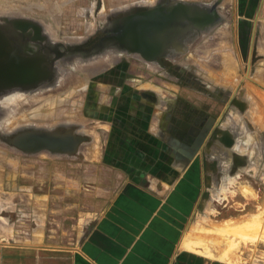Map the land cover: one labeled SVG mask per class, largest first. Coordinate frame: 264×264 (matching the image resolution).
Instances as JSON below:
<instances>
[{"label": "rangeland", "instance_id": "rangeland-1", "mask_svg": "<svg viewBox=\"0 0 264 264\" xmlns=\"http://www.w3.org/2000/svg\"><path fill=\"white\" fill-rule=\"evenodd\" d=\"M97 1L0 0V27L13 28L12 19L17 16L34 20L45 27L48 41L44 54L52 64L53 73V79L44 87L37 88L28 99L17 102L13 89L4 88L0 95L3 188L18 187L17 176H23L20 178L22 184L32 183L31 186H42L44 183L45 188H90L93 182L96 183L91 182V172L99 171L101 174L103 171H113L102 166H98V169L96 165L88 164L89 159L85 158L103 154L106 143L110 140L107 124L112 121L109 116L113 108L112 102L121 106L124 115L135 112L138 114L147 105V113L158 114L161 111L164 114V117L157 119L159 132L156 134L150 131L149 134L141 132L140 127L143 130L145 128L144 119L126 117V120L122 118L119 122L120 128L128 132L120 134L119 142L125 146L129 156L142 162L145 158L149 159L148 163H141V169L154 171L155 165L150 163L155 161L154 158L177 164L174 160L177 156L178 167L164 164L160 167L161 171L180 172L194 157L199 162L203 161L205 173L204 162L207 160L209 164L204 187L206 190L198 200L199 206L196 208L192 225L194 234L202 237L193 238L194 241L190 244L195 245L194 249L211 256H216L218 252L221 257L220 252L227 247L233 233L225 235V238L222 235L216 236L217 233H212L216 231L214 226L228 223L235 225L238 221L253 219L258 214L261 215L260 224L251 227L253 230L255 227L257 232L249 231L245 233L248 236L244 233L241 237L235 236V242H239L237 241L238 244L236 243L232 250V257L244 264H264V236L261 235L264 226V124H260L264 122V68L260 67L264 66V63L259 60L261 54L253 53L250 48L252 28L247 37H236L240 51L239 48L236 50L235 40H232L235 37L224 31L232 22L227 21L226 25L222 22L199 29L195 32L194 45L189 47L191 50L184 48L172 58H162L164 66L160 68L149 67L138 53L122 54L121 57L131 63L130 68H127L129 74L125 81L129 80L131 84L115 86V100H112L113 90L109 89L108 95L106 86L100 89L99 94H94L99 101V110H93L92 114V111L86 108L89 83H82L81 79L76 78L74 71L62 77L66 71L62 70L65 69L66 63L60 61L66 60L68 65L71 62L76 64L75 61H83L82 52L76 53L74 51L78 50H72L74 44L85 40L82 36L85 34L83 30L92 29L93 26L95 28L96 24L107 28V20L121 16L129 10L127 8L133 9L140 3V0H100L98 6ZM195 1L211 3L214 0ZM18 27L37 29L28 22H21ZM18 32L20 40L27 36L20 30ZM25 39L33 42L31 38ZM34 43L38 46L42 44L37 39ZM67 54L69 56L65 58ZM254 59H257L256 62L252 61ZM176 65L180 68H176ZM70 70L68 69L67 73ZM96 70L93 68L91 72ZM114 84L117 85L115 82ZM146 85L147 92L158 91L159 101L163 105L159 103L161 108H154L155 102H151L152 98L146 92ZM57 97L60 99H56ZM241 97L244 98L243 101ZM17 104H20V107ZM170 108L177 109V119L180 124L185 123L184 129L181 125L175 129L176 118L173 119V127L170 125ZM197 119H201L203 126L195 127L194 130L198 132L201 129L200 133L198 136L195 134L194 139H188V120L196 125L199 123ZM38 129L65 131L67 150L48 153V160H36L31 158L34 155L21 154L9 146L17 139H26L30 131ZM78 143H82V146L79 147V152L74 154L71 150H75L74 146ZM71 144L73 146L70 148ZM171 166L174 168H170ZM26 173L44 180L28 181ZM115 173L118 172L115 170ZM83 203L88 204L86 200ZM234 225L229 227L228 232L238 230ZM215 237L220 242L218 245L211 242ZM243 238L246 241L242 240ZM224 240H227V243ZM205 246L210 247L211 252L205 250Z\"/></svg>", "mask_w": 264, "mask_h": 264}, {"label": "crops", "instance_id": "crops-1", "mask_svg": "<svg viewBox=\"0 0 264 264\" xmlns=\"http://www.w3.org/2000/svg\"><path fill=\"white\" fill-rule=\"evenodd\" d=\"M160 1L164 0H140L138 3L142 5V2H146V4L153 5ZM169 1L170 4L167 8L176 11V20L186 18L183 17L186 13L188 15L195 14V10L208 12L214 5L218 14V20L205 27H195L188 19L184 20L181 33H186L184 37L186 39L173 35L166 43V46L174 45V48L177 49L175 53L184 48H192L195 32L199 29L222 22L226 25L225 22L229 21L232 24L229 23L230 27L224 31L229 32L231 37H235L232 40H235L236 50L239 48L236 37L237 39L247 37L250 28H252L250 48L253 53L261 54L262 57L259 60L264 63V0H214L211 3L195 0ZM99 2L100 0L97 1L98 6ZM229 6L233 7L229 8ZM127 9L129 10L126 12L131 11L130 8ZM123 14L125 12L121 15ZM15 18L12 20L17 23L12 22L13 28L0 27V53L2 54L0 61L12 60L14 68L22 64L33 71L32 79L29 81H4L12 85L13 95H16L17 102H19L22 99H28L27 97L33 95L40 86L44 87L48 84L53 79V73L52 64L44 54V48L48 41L45 27L39 22L26 19L23 16ZM111 21L113 20L106 21L107 28L112 27ZM117 21L114 18L113 22ZM21 22H28L36 26L37 29L39 27L41 36L34 38L31 35L33 29L29 30L27 34L22 32L18 27ZM100 28L98 24L92 29L85 28L83 30L85 34L82 36L86 40ZM18 30L27 35L26 37L31 38L33 42L25 37L22 40L25 44L19 49L11 38V31L19 37ZM175 37L178 39L177 41H174ZM36 39L42 44L37 48L33 47L32 50L29 44H33ZM238 50L240 51V48ZM59 51L66 52L67 50ZM171 55L173 57L174 53ZM154 60L155 56L144 62L148 63L149 67L160 68V65ZM256 60L252 61L256 62ZM62 62L67 61H60V63ZM74 63L76 64L72 62L69 65L66 64V73H62V77L72 74L71 72L74 71L77 79H81L82 83H89L87 84L89 85L87 93L90 94V100L94 94H99L100 89L105 86L107 87L106 93L109 95V89L113 90L112 100L116 99L114 88L119 86L118 84L92 79L94 74L103 72L105 67H96V72L88 74L85 70L90 67L86 66L88 60L75 61ZM250 65L251 62H249ZM260 67L264 68V66ZM68 69L72 71L67 73ZM126 83L131 84L129 80L122 84ZM146 87L147 92L148 86L146 85ZM4 88H1L0 91L2 92ZM147 94L151 95V102H155L154 108L163 106L159 101L157 90H151ZM119 98L121 99L120 96ZM240 99L244 100L243 97ZM98 102L96 98V111L99 110ZM112 103V111H110V115L108 114L112 121L107 124L110 132L108 139L110 140L106 143L103 154L89 158L85 156V158L89 159L87 163L92 166L96 165L97 168L102 166L104 169L113 171H103L101 174L99 171L91 172V182L96 181V183L93 182L90 188H56L52 186L45 188L44 183L42 186H31L32 183L22 184L20 178L23 176H17L18 187L4 189L2 178L3 141L0 140V264H244L241 260L234 258V261L228 262L221 258L218 252L216 256H211L201 250L189 247V243L193 242L192 238L202 237L194 234L192 225L196 208L199 206L198 200L206 190L204 187L206 186V173L209 171L208 161L204 162L206 173L203 161L199 162L196 157L191 159L180 172L161 171L160 167L164 164L178 167V156L174 158L177 164L154 158L155 161L150 162L155 165L154 171H144L139 166L142 165L141 163H148L149 159L144 157V162L138 161V159L134 160L132 156H129L125 146L119 142L120 134L128 133L120 128V119L125 118L126 120V117L128 119H144L146 129L143 130L140 127L141 132L149 134L150 131L156 134L157 131L159 132V127L156 126L157 119L164 117V114L161 111L158 114L147 113L149 107L146 105L145 109H141L138 114L135 112L124 115L121 112V106L115 104L114 101ZM17 105L20 107V104ZM93 109L92 107V114ZM174 118H178L177 109L170 108L168 119L171 121V126ZM97 121L99 120L97 119ZM260 124H264V122H260ZM149 125L150 128L147 130ZM172 132L174 131L172 130ZM81 144L75 145V150L71 151L74 154L78 153ZM9 146L21 154L34 155L35 157L31 156V158L36 160H48V153L67 150L66 147L60 151V149L51 148L45 143L31 145L24 139L14 141ZM72 146L71 144L70 148ZM210 148L212 149V147ZM173 166L170 168L173 169ZM115 170L118 173H115ZM26 175L28 181L31 179L33 182L44 180L39 177L35 178L30 173H26ZM81 180L83 181V178ZM75 181L77 184L76 179ZM84 200L88 204L83 203ZM205 240L206 238H204Z\"/></svg>", "mask_w": 264, "mask_h": 264}, {"label": "flooded vegetation", "instance_id": "flooded-vegetation-1", "mask_svg": "<svg viewBox=\"0 0 264 264\" xmlns=\"http://www.w3.org/2000/svg\"><path fill=\"white\" fill-rule=\"evenodd\" d=\"M169 2H170L169 0H164V1H160L158 4H153V5L138 4L136 7L131 9V11L125 12V14L121 15V17L117 16L116 17V19L118 20L117 22H113L114 21L113 18L112 19L113 21H111L110 23L112 27L109 26L108 28L98 29L91 37H88V39L78 44H75V46L72 49L78 50L76 51V53L82 52L81 54L83 55L81 54L80 55L83 56L81 57L83 61L88 60V64H86V66H90V67L85 69L86 72H88V74L91 73L93 68L105 67L103 72H97L96 74L93 75L92 79L94 81L98 80L109 83L115 82L119 86L124 85L122 83L125 82L126 77H128L127 74H129V72L127 73V68H130L131 63H129L128 60L124 59V57H121L122 54L138 53L140 54V56L144 61H146V59L148 58L155 56L154 61L158 63L160 66H164L163 65L164 61H162L163 60L162 58L164 57L172 58L171 54L173 53L175 54L177 49L174 48V45L166 46L167 41L173 35L179 37L182 36L184 38L186 36V33L185 32L181 33L183 28L181 26L180 27L178 26V20H174L171 22L169 21L166 25L165 24L162 25L164 19L160 18V15L166 11H172L169 10V8H167L170 4ZM147 12L150 14L149 17L153 19L150 25L152 27L150 28L146 26L147 25L146 23L148 22V18L145 16V13ZM135 23L141 25H137L136 27H130V25ZM144 25L146 26V29L144 28ZM156 25H160L162 26V28L157 30V28H155ZM31 29H33V33L31 35L34 38H37V36L39 35L41 36L40 29L28 28V29H20V30L25 34H27V32ZM147 29H149L148 33L145 31ZM11 32L9 33L12 34L11 38H13L12 40L14 44L18 48L23 46L25 43L15 35L16 34L15 32L13 31ZM137 33H139L138 35L140 38L139 41H137V36L135 35ZM177 40L178 39H176L175 37L174 41ZM0 45H1V41H0ZM37 46L38 45H36L35 43L29 44V47H31L32 50L33 47L37 48ZM34 50L37 51L36 49ZM67 56H69V54H67L66 57L65 56L64 57L67 58ZM73 56L76 57V55ZM67 62L65 63L67 64ZM13 64H11L12 68L0 66V75H2L0 76V81L15 82L16 80L29 81V79L30 80L32 79V73H33L32 69L28 67H24V65L22 64L21 66L23 67L14 68ZM176 68H180V67L176 65ZM62 70L65 71L64 68ZM62 70L61 72H63ZM6 84H7L6 86L9 85L10 87L7 88L5 87V90L13 89L11 84L9 83ZM2 92L0 91V95L2 94ZM89 96L90 94L87 97L88 102L86 108H89L92 111V107L94 108L93 110L96 109L97 103L94 95L92 100H90ZM197 120L199 121V123L196 125L194 124V122H191V120L190 121L188 120L189 126L186 131L188 135V139H194V135L196 134V136H198V134L200 133L201 129L198 130V132L194 130L195 127L203 126L201 125L200 122L201 119H197ZM204 120L205 119H203V121ZM179 125H181L183 129L186 126L185 123L181 122L180 124L179 120L176 119V123L174 124L175 129H177ZM175 131L177 132V130ZM28 135L29 136H27V138L24 140L31 145H37L40 143L47 142V144H49L51 148H55V149H61V148L63 149L66 148L67 146V142L65 141V135H67V133L65 131L62 132L60 129H57L56 132H52L47 129H38V130L30 131ZM17 140H22V139H17Z\"/></svg>", "mask_w": 264, "mask_h": 264}, {"label": "water", "instance_id": "water-1", "mask_svg": "<svg viewBox=\"0 0 264 264\" xmlns=\"http://www.w3.org/2000/svg\"><path fill=\"white\" fill-rule=\"evenodd\" d=\"M196 11V13L195 14H193V15H188L187 13L186 14H184L183 15V17H186V18H184V19H179L178 20V26L180 27H182L183 25H184V23H185V21L184 20H189V21H191L193 24H194V26L195 27H205V26H208V25H210V24H212V23H214L215 21H217L218 20V14H217V11H216V6L214 5L208 12H202V10L200 11V10H195ZM176 13V11H166V12H164L163 14H161L160 15V18H162V19H164V21H163V24L162 25H166L169 21L171 22V21H174V20H176L175 19V14ZM149 13L147 12V13H145V16L148 18V22L145 24L148 28H150V27H152V26H150L151 25V21L153 20L152 18H150L149 17ZM144 18V17H143ZM145 20H147V19H145ZM156 20V19H155ZM154 20V21H155ZM12 22H13V20H12ZM142 22V21H141ZM14 24H16L17 22L16 21H14L13 22ZM137 25H141V24H137V23H135V24H132V25H130V27H136ZM144 25V28L146 29V26ZM155 28H157V30H159L160 28H162V26H160V25H156V27ZM147 33L149 32V29H147V30H145ZM136 36H137V41H139V33H137V34H135ZM3 53V55H4V52H2ZM2 54L0 53V56H1ZM3 61V62H2ZM2 61H0V66H2V67H8V68H12V60H8V61H6V60H2ZM19 67H21V65H19ZM0 76H2V75H0ZM6 82H4V81H0V89L1 88H4V87H6ZM79 141V140H78ZM47 144V142H45V145ZM48 146H49V144H48ZM51 147V146H50Z\"/></svg>", "mask_w": 264, "mask_h": 264}, {"label": "bare ground", "instance_id": "bare-ground-1", "mask_svg": "<svg viewBox=\"0 0 264 264\" xmlns=\"http://www.w3.org/2000/svg\"><path fill=\"white\" fill-rule=\"evenodd\" d=\"M53 97V96H52ZM55 97V96H54ZM56 99H60V98H56ZM47 100H49V99H47ZM48 102H50V101H48ZM43 105V104H42ZM36 111H38V110H36ZM39 111H41V110H39ZM51 110H49V112H50ZM54 111V110H53ZM57 111V110H56ZM55 111V112H56ZM61 112V111H60ZM39 113V112H38ZM57 115V114H56ZM55 115V116H56ZM59 115V114H58ZM256 215V214H255ZM261 216V215H260ZM260 216H258V214H257V216L256 217H254L253 219H249L248 221L246 220V221H243V220H241L240 222L238 221V223L236 222L235 223V225L234 224H232V225H230L229 223L228 224H226V225H217V226H214V227H216L215 228V230L216 231H213L212 233H214V234H216V236H219V235H222V237H224L225 235H228L229 233L231 234V233H233V234H231V235H233L232 237V239L230 238V240L228 241L229 243L227 244V247L224 249V250H222L221 252H220V255H221V258H224V259H226V260H228V262H229V260L230 261H234V259H233V257H232V250H233V248H234V246L236 245V243L238 244V242H239V240H237L236 242H235V236H242V234L244 233H246V232H257V229H255V227H254V230L251 228V227H253V226H255V225H258V224H260ZM234 225V227H237V229L238 230H234L235 232H233V231H231V230H229L230 232H228V229H230L229 227H232ZM261 225H259L258 226V229H259V227H260ZM239 227V228H238ZM250 228H251V230H250ZM248 230V231H247ZM253 230V231H252ZM256 230V231H255ZM260 230L261 229H259L258 230V232H260ZM262 230H264V226H263V228H262ZM261 230V235L263 234V236H264V231H262ZM193 233V232H192ZM237 235H236V234ZM254 234H257V233H254ZM260 234V233H259ZM246 236H248L247 234H245ZM251 235V234H250ZM186 236V235H185ZM246 236H244V238L246 237ZM192 237V236H191ZM251 237V236H250ZM254 237V236H253ZM190 238V237H189ZM198 239H199V237H197ZM225 238V237H224ZM227 238V237H226ZM242 239V240H245V239ZM255 238V237H254ZM253 238V239H254ZM264 238V237H263ZM193 239V238H192ZM239 239H241V238H239ZM248 239V238H247ZM252 239V240H253ZM256 239V238H255ZM208 240V239H207ZM228 240V239H227ZM227 240H224L225 242L227 241ZM250 240V239H249ZM193 241H194V239H193ZM209 241V240H208ZM223 241V242H224ZM246 241V240H245ZM248 241V240H247ZM211 242L213 243V244H215V243H217V245H218V243H220L219 242V240H218V238H213L212 240H211ZM215 242V243H214ZM191 243V242H190ZM189 243V247H195V245L194 244H190ZM195 243V242H194ZM227 243V242H226ZM188 245V244H187ZM240 245V244H239ZM226 246V245H225ZM224 246V247H225ZM197 247V246H196ZM205 250H207V251H209V252H211V250H209V249H211L210 247H208V246H205ZM222 249H223V247H222ZM207 254V253H206ZM251 255V254H250ZM214 256V255H213Z\"/></svg>", "mask_w": 264, "mask_h": 264}]
</instances>
